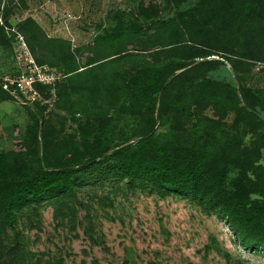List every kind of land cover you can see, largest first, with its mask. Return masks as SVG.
<instances>
[{
    "label": "trees",
    "instance_id": "trees-1",
    "mask_svg": "<svg viewBox=\"0 0 264 264\" xmlns=\"http://www.w3.org/2000/svg\"><path fill=\"white\" fill-rule=\"evenodd\" d=\"M7 3L0 48L17 32L37 65L60 72L34 86L62 114L36 101L13 125L12 147L0 144V264H64L36 256L21 229L45 206L73 224L84 189L110 182L184 199L240 248L264 252V86L247 80L254 66L264 73V0H138L76 47L31 16L10 30ZM13 98L0 86V103ZM83 219L89 242H102L93 216ZM215 242L206 251L229 261ZM119 264L137 263L126 253Z\"/></svg>",
    "mask_w": 264,
    "mask_h": 264
},
{
    "label": "rangeland",
    "instance_id": "rangeland-1",
    "mask_svg": "<svg viewBox=\"0 0 264 264\" xmlns=\"http://www.w3.org/2000/svg\"><path fill=\"white\" fill-rule=\"evenodd\" d=\"M137 1L23 0L20 3L19 0H2L0 17L2 4L8 2L10 30L16 31V24L31 16L49 36L67 38L76 47L88 42L98 32L97 26L110 24L112 10L134 8ZM157 2L162 4V0ZM17 51L15 34L5 48H0V80L13 78L18 73ZM257 66L247 75V80L250 85L264 86V73ZM50 69L54 77L60 76L55 68ZM51 84L54 85V81ZM50 92L53 94V89ZM23 100L15 94L12 101L0 103V144L5 149L12 147L13 125L23 126L27 122L25 108L34 109ZM39 103L46 106L45 115L50 111L62 114L55 111L52 96L40 93ZM51 121L58 126L60 120L53 115ZM64 123L65 130L73 126L68 117ZM82 194H85L84 206L79 207L77 221L73 224L61 223L53 217L51 207L45 206L30 225L21 229L36 256L42 259L61 256L64 264H80L82 260L89 263L92 259L100 264H119L126 253L137 264H264V252L254 254L240 248L222 220L207 216L184 199L175 196L159 199L139 191L131 193L123 182L87 187ZM105 196L111 199V205L104 200ZM86 211L93 216L102 236V242L97 245L91 244L83 233ZM211 238L230 254L229 261L212 247L206 251L205 246L212 244Z\"/></svg>",
    "mask_w": 264,
    "mask_h": 264
},
{
    "label": "built area",
    "instance_id": "built-area-1",
    "mask_svg": "<svg viewBox=\"0 0 264 264\" xmlns=\"http://www.w3.org/2000/svg\"><path fill=\"white\" fill-rule=\"evenodd\" d=\"M18 44L17 60L20 68L13 78H3L0 80V86L13 96L15 94L23 97V103L33 104L40 102V93L35 88V84H51L60 76L54 77L52 69L45 65H37L32 59L22 35L16 32Z\"/></svg>",
    "mask_w": 264,
    "mask_h": 264
}]
</instances>
